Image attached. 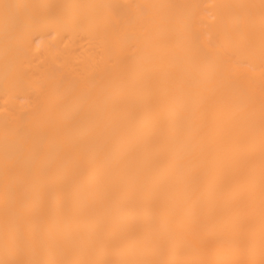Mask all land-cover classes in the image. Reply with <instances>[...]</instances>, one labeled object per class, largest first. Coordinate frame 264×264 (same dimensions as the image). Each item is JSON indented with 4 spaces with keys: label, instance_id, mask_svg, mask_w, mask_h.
<instances>
[{
    "label": "bare ground",
    "instance_id": "bare-ground-1",
    "mask_svg": "<svg viewBox=\"0 0 264 264\" xmlns=\"http://www.w3.org/2000/svg\"><path fill=\"white\" fill-rule=\"evenodd\" d=\"M0 264H264V0H0Z\"/></svg>",
    "mask_w": 264,
    "mask_h": 264
}]
</instances>
